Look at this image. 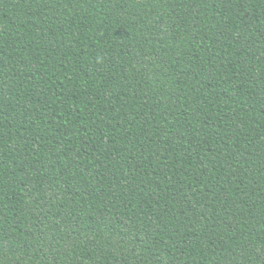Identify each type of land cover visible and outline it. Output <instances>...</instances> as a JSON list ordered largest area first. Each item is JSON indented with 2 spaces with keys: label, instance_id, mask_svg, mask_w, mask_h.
Listing matches in <instances>:
<instances>
[{
  "label": "trees",
  "instance_id": "16d2710c",
  "mask_svg": "<svg viewBox=\"0 0 264 264\" xmlns=\"http://www.w3.org/2000/svg\"><path fill=\"white\" fill-rule=\"evenodd\" d=\"M0 264H264V0H0Z\"/></svg>",
  "mask_w": 264,
  "mask_h": 264
}]
</instances>
